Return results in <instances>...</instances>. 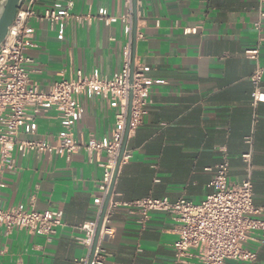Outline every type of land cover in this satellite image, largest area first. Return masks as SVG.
Masks as SVG:
<instances>
[{"label": "crops", "instance_id": "1", "mask_svg": "<svg viewBox=\"0 0 264 264\" xmlns=\"http://www.w3.org/2000/svg\"><path fill=\"white\" fill-rule=\"evenodd\" d=\"M69 4L71 17L59 24L31 22L26 67L29 80L42 90L77 72L110 77L122 66L128 44L123 19L132 16L131 0H37L34 11ZM136 11L134 60L147 69L150 103L130 129L127 160L114 183L113 234L103 242L104 264H174L172 217L151 212L141 227L139 215L121 204L144 198L198 204L213 192L214 167L223 157L229 181L240 182L241 156L249 150L244 138L251 135L253 205L264 208V103L252 104L249 81L255 65L264 66V18L259 16L264 5L258 0H136ZM250 49H258L257 62L245 57ZM261 86L264 91V76ZM76 100L74 138L109 140L116 109L97 96ZM28 114L20 139H55L65 131L53 109ZM13 159L15 168L0 173V207L58 211L63 225L49 238L0 227V264H76L87 255L78 242L84 236L80 227L96 219L105 155L22 157L14 151ZM254 217L264 220V212ZM244 247L256 253L253 264H264L258 233L249 235ZM187 264L196 261L190 257Z\"/></svg>", "mask_w": 264, "mask_h": 264}, {"label": "built area", "instance_id": "2", "mask_svg": "<svg viewBox=\"0 0 264 264\" xmlns=\"http://www.w3.org/2000/svg\"><path fill=\"white\" fill-rule=\"evenodd\" d=\"M36 2L37 0H23L6 37L0 44V173L15 168L14 151L22 157L47 154L68 158L81 151L95 153L97 156L105 155L106 162L101 165L103 178L99 186L102 195L96 200V219L80 227L84 236L78 242L86 247L87 255L76 264H87L102 202L121 146L129 92L132 91V128L139 124L146 114L150 103V80L146 76L147 69L134 63L133 82L130 85L128 81L132 26V16L129 15L123 19L128 44L117 74L99 77L95 74L82 76L77 72L74 78L61 79L52 83L46 90L40 89L29 80L26 67L30 60L25 52L33 46L34 28L31 22L47 21L50 25L59 24L71 17V5L65 9L47 8L37 14L34 11ZM258 2L260 7L264 5V0ZM259 16L264 18V12L261 11ZM82 19L87 18L76 17L78 21ZM256 29L259 31V26ZM244 54L247 59L257 62L258 49L246 50ZM263 76L264 66L257 63L249 77L253 105L264 103V91L261 86ZM80 95L97 96L116 109L115 126L109 140L83 142L74 138L72 127L80 113L76 100ZM48 109L58 113L65 131L55 139H20V127L30 120L28 113ZM244 142L249 146V150L241 156L244 165L243 179L237 183L229 181V164L227 158L223 157L214 167V176L210 183L213 192L200 203L193 204L182 198L175 202L166 198H144L121 204L139 215L138 224L141 227L145 226L151 212H164L172 217L177 224V240L173 245L174 264H187L190 257L194 258L196 264L255 262L256 253L245 249L244 243L249 235L258 233L264 244V220L254 217L264 212V208H256L253 205L252 136L245 137ZM125 160L127 156L124 154L121 163ZM109 211L108 205L91 264L105 263L107 254L103 242L113 234ZM62 225V213L58 211H23L18 207H0V227H3L6 233L18 229L49 238Z\"/></svg>", "mask_w": 264, "mask_h": 264}, {"label": "water", "instance_id": "3", "mask_svg": "<svg viewBox=\"0 0 264 264\" xmlns=\"http://www.w3.org/2000/svg\"><path fill=\"white\" fill-rule=\"evenodd\" d=\"M23 0H0V44L6 37L8 29L12 24L15 14L17 10L22 6ZM131 8H132V26H131V34H130V70H129V84L131 85L133 82V70H134V57H135V47H136V28H137V11H136V0H131ZM131 112H132V91L129 92V98L127 103V112L125 125L122 135L121 146L117 155V159L114 165L111 181L109 183L107 192L102 202L101 210L99 213V217L97 220V226L94 232V237L92 240L91 248H90V256L87 264L92 263L93 255L96 249V245L98 242V238L100 236V231L103 223V219L106 214L107 207L109 205L114 183L118 174V170L121 164L122 157L125 152L128 135L130 132L131 125Z\"/></svg>", "mask_w": 264, "mask_h": 264}]
</instances>
